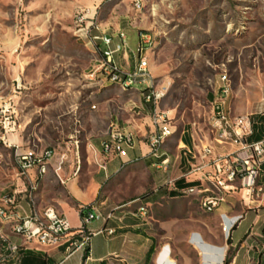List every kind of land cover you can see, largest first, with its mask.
<instances>
[{"label":"rangeland","instance_id":"1","mask_svg":"<svg viewBox=\"0 0 264 264\" xmlns=\"http://www.w3.org/2000/svg\"><path fill=\"white\" fill-rule=\"evenodd\" d=\"M141 3L135 10L132 0H0V205L27 186L18 174L13 137L26 141L19 147H51L101 114L114 119L121 107L137 99L134 89L124 91L98 74L90 76L101 55L77 38V16H86L83 26L93 18L103 29L131 27L154 35L147 58L164 92L158 109L167 113L171 125H188L195 139L209 134L224 72L230 112L255 120L264 113V0ZM136 174L148 184L147 165L141 163ZM149 193L147 185L143 194ZM249 206L242 200L234 205L243 214L252 212L249 221L259 216L238 235L239 230L223 232L219 211L204 212L193 196L149 203L148 232L153 254L159 252L157 264L164 259L166 264H214L220 254L225 258L239 249L248 251L250 264L264 262V202ZM195 234L197 241L189 238Z\"/></svg>","mask_w":264,"mask_h":264},{"label":"crops","instance_id":"2","mask_svg":"<svg viewBox=\"0 0 264 264\" xmlns=\"http://www.w3.org/2000/svg\"><path fill=\"white\" fill-rule=\"evenodd\" d=\"M104 29L106 33L113 35L112 45L117 42V31L121 30L126 34L128 50L115 54V60L121 68L130 71L136 61L131 51L137 46L139 32L144 30L135 32L131 27ZM90 33L92 35L96 32ZM80 40L93 53L100 54V50L104 49L101 41L91 43L86 39ZM100 59H97L99 64L94 70L99 68ZM97 74L103 77L101 81H108L103 74ZM140 90L134 89L137 99L121 107L114 114V119L111 120L109 115L104 117L101 114L99 120L76 128L68 135L66 141L57 139L54 146L19 147L20 144H26V141L13 137L12 140L18 145L15 151L32 149L40 153L46 148H51L54 152L43 175L38 176L36 169H32L29 172V178H25L27 186L30 181L37 182L35 200L39 209L54 206L65 216L73 229L81 226L80 206L87 207L89 211L95 209L103 213L113 211L114 217L106 223L102 220H92L86 224V229L93 233L89 245L83 250L68 254L65 245L60 247L21 245V238L12 233L8 222L0 216V264H157L159 252L153 254L152 234L148 232L147 205L161 197H189L179 192L180 189L191 185L189 180L182 178V175L188 172L183 151L184 148H194L196 143L192 138V129L188 125L182 124L178 127L172 125L173 134L166 138L162 145V150L170 159V165L166 172L158 169L159 161L149 155L150 149L147 144V137L154 131L150 117L151 105L144 101ZM103 93L108 94V91ZM111 124L119 129L133 132L136 136L134 146L125 145L117 154H104L102 142L108 138ZM61 153H66L68 159L62 164L60 170H56ZM141 163L147 165L148 184L143 183L140 175L136 174L137 167ZM172 179H176L174 186L167 184V181ZM53 182L58 185L57 189L52 187ZM147 185L150 187V193L143 194ZM45 190L48 191L46 195ZM44 197L47 199L45 200ZM20 198L21 203L27 207L24 194ZM143 200L146 203H143ZM238 200H241L240 192L231 193L227 196L226 203L216 211H219V215L225 214L229 217L241 215V219L231 231L235 234L239 230L238 235H240L251 229V224L259 216L249 221L251 211L243 214L242 209L239 211L234 209ZM263 202L264 198L252 206L258 208ZM141 205L146 206V213L139 211ZM248 208L251 209L250 206ZM103 227H112L115 231L110 235L96 233ZM189 238L196 240L199 237L195 234L190 235ZM6 241L21 245L17 254H11L5 249ZM192 250L200 259L198 248L193 245ZM209 250L221 252L218 247H210ZM245 253L248 251L240 252L239 249L230 264H250L245 259ZM223 259L220 254L213 263L222 264Z\"/></svg>","mask_w":264,"mask_h":264},{"label":"built area","instance_id":"3","mask_svg":"<svg viewBox=\"0 0 264 264\" xmlns=\"http://www.w3.org/2000/svg\"><path fill=\"white\" fill-rule=\"evenodd\" d=\"M135 10H140L141 0H132ZM85 15L76 17V36L86 39L88 42L101 41L104 49L100 50V65L91 73L94 77L97 73L103 74L108 80L121 79L125 82L139 84L140 92L146 103L151 105V122L154 131L147 137L149 153H158V146H162L164 140L173 134L172 125L166 112L158 109V103L164 96L162 87L158 88L151 74L146 53V44L151 43L154 35L148 31H140L138 43L132 54L135 63L130 71L120 67L115 60V54L128 50L127 36L124 31H117V42L113 43V35L106 33L93 18L82 25ZM85 23V22H84ZM91 31L96 32L91 35ZM227 74L220 76L219 95L213 102L212 115L209 125V134L206 137H198L195 143L198 153H190L187 148L188 172L182 178L189 180L188 185L179 190L181 194L193 193L195 196H203L206 202L207 213L218 209L226 203L227 196L240 192L242 202L256 204L264 198V124L253 119L249 114H232L227 106V100L231 89L227 87ZM261 115H264L262 113ZM255 134H260L258 139H252ZM136 136L133 132L110 125L108 138L102 142V150L108 155V148H115V154L120 153L125 145L134 146ZM225 147H229L227 150ZM54 152L46 148L38 153L32 149L15 151V162L18 174L23 178H29V172L36 169V174L41 176ZM67 154L61 153L56 170H60L62 164L67 161ZM170 159H161L159 169L167 171ZM206 181H217L219 193H212L206 188ZM261 181V182H260ZM176 179L168 180L167 184L175 185ZM36 180L30 181L24 190H14L12 194L4 197V201H11L18 209L15 230H22L23 239L21 245H40L43 247H60L65 245L68 254L77 250H83L89 245L90 233L86 224L92 220H102L105 223L114 217L113 211L103 213L95 209L89 211L87 207L80 206L81 226L73 229L67 219L53 206L51 211L42 212L36 206L35 191ZM24 194L27 207L21 203L20 196ZM140 212L146 213V206H140ZM0 216L6 220L2 212ZM241 215L229 217L221 214L222 231L230 233L241 219ZM8 222V220H6ZM114 228L103 227L96 233L113 234ZM19 244L6 241L5 249L12 254L14 249H19Z\"/></svg>","mask_w":264,"mask_h":264},{"label":"bare ground","instance_id":"4","mask_svg":"<svg viewBox=\"0 0 264 264\" xmlns=\"http://www.w3.org/2000/svg\"><path fill=\"white\" fill-rule=\"evenodd\" d=\"M107 1H111V0H107ZM142 8V3L140 6V9ZM155 42V37L152 38L151 43L146 44V53L152 48V46L154 45ZM111 84H115L117 85L119 88H121L122 90L126 91L128 89H136V87H139L138 83L135 82H125L122 81L121 79H112V80H108ZM228 87V85H227ZM229 89V87H228ZM144 99V98H143ZM145 101V99H144ZM146 102V101H145ZM189 150L190 153H198V146L196 145L194 148H187ZM184 157L186 158V162H187V150H184ZM108 153H115V148H108ZM149 155L155 159L158 160V164L160 163L161 159H168V155L166 154V152H164L162 150V146H158V153H149ZM154 162V161H153ZM46 171V168H45ZM206 188L210 189L212 191V193H219V184L217 183V181H206ZM184 195L187 196H193V193H184ZM200 205V208L204 211L207 212V206H206V202L205 200H203V196H195L194 197ZM197 203V202H196ZM51 211V207H47L45 209H42V212H49ZM140 211V208H139ZM215 210H210L208 211V213L214 212ZM0 212H2V214L5 215L6 220H8V222L12 223V233L18 237H20L21 239H23V232L22 230H15L16 228V220L13 219H17L18 218V209H16V207L14 206V203L11 201H4V204L0 205ZM227 234V232H225ZM18 253V249H14L12 254H17ZM166 259L162 260L161 264H166L165 263ZM168 262H170L168 260Z\"/></svg>","mask_w":264,"mask_h":264},{"label":"trees","instance_id":"5","mask_svg":"<svg viewBox=\"0 0 264 264\" xmlns=\"http://www.w3.org/2000/svg\"><path fill=\"white\" fill-rule=\"evenodd\" d=\"M258 120L261 121V123L264 124V115L259 116V117H258ZM259 136H260V134H257V135H255L253 138H254V139H257V138H259ZM170 194H171V195H175V193H170ZM261 232L264 234V228L262 229ZM234 256H235V254H229V255H227V256L223 259V264H230L231 261L233 260Z\"/></svg>","mask_w":264,"mask_h":264}]
</instances>
